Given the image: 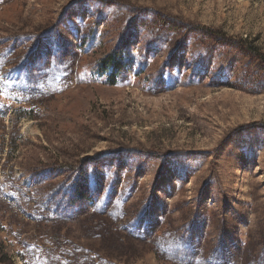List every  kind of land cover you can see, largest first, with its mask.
<instances>
[{
    "label": "rangeland",
    "instance_id": "obj_1",
    "mask_svg": "<svg viewBox=\"0 0 264 264\" xmlns=\"http://www.w3.org/2000/svg\"><path fill=\"white\" fill-rule=\"evenodd\" d=\"M251 48L264 0H0L6 264H264Z\"/></svg>",
    "mask_w": 264,
    "mask_h": 264
},
{
    "label": "trees",
    "instance_id": "obj_2",
    "mask_svg": "<svg viewBox=\"0 0 264 264\" xmlns=\"http://www.w3.org/2000/svg\"><path fill=\"white\" fill-rule=\"evenodd\" d=\"M250 51L258 57V59L263 60L264 57L259 54L255 49L251 48ZM263 57V58H262ZM128 61L127 56L120 58L116 53H108L103 55L100 58L97 66L95 67L94 71L98 74L105 76L106 80L105 83L114 86L117 83L115 73L122 69L124 64ZM264 61V60H263ZM9 261V256L3 251V247L0 244V264H6Z\"/></svg>",
    "mask_w": 264,
    "mask_h": 264
}]
</instances>
